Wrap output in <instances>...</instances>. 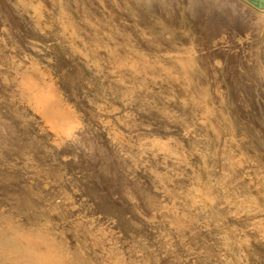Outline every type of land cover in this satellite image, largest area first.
Wrapping results in <instances>:
<instances>
[{
    "label": "rangeland",
    "instance_id": "1",
    "mask_svg": "<svg viewBox=\"0 0 264 264\" xmlns=\"http://www.w3.org/2000/svg\"><path fill=\"white\" fill-rule=\"evenodd\" d=\"M47 1L44 0V3L50 7L51 2ZM82 1L71 0V3L81 6ZM105 1L109 6L112 4L111 0ZM116 1L121 5L123 3V6L126 2ZM137 1L140 3L139 14L144 16L142 20L146 16L148 26L154 32L153 41H157L151 51L158 54L169 47H165L168 44L162 39L160 24L168 16L177 14L181 0ZM12 2L13 0H0V27L3 29L1 31L0 28V166H3L0 167V219L11 218L10 221L17 220L15 223L20 222L24 228L28 223L27 228L40 229L48 240L50 237L51 243L59 252L65 249L61 253L69 260V264H264V240L258 233V228L264 224V219L261 218V215L264 216V195L261 193L264 184V17L261 12L264 0H186L185 6L196 28V58L200 66L206 64V74L208 73L206 83L210 91L207 92L211 95L206 96V104H210L209 96L217 97L215 94H219L220 101L216 99L215 102H219V109L228 113L231 126L227 128L221 125L219 133L209 132L212 139L198 142L194 146L193 139L185 129L186 123L190 122L188 118L190 119L193 105L191 102L187 105L177 102L178 99H191L190 92L164 74L154 73L151 89L158 92L151 91L152 95L154 93L153 108L142 114V111L133 107L134 130L129 133L122 128L125 135H131V144H123V147L113 143L107 132L96 122L94 107L88 102V98H95L99 94L98 86L96 82L90 81L91 76L84 68L79 70L76 67L79 62L75 56L63 48L56 24H53L50 31L38 32L28 24L26 14L18 18V14L12 9ZM257 8L259 12L256 11ZM117 11L121 15L129 13L122 9ZM257 28L260 30L257 31ZM38 42H42L43 46ZM4 45L10 48L5 49ZM30 61L40 63V68L45 65L42 69L48 71L65 97L83 113L88 126L74 138L54 142L53 132L42 127L38 116L32 114L24 102L12 96V84L1 79L2 73L12 76V69L16 64L24 68ZM168 84L175 87V101L168 99V92L165 91ZM165 86L166 89H163ZM187 91L189 93H185ZM157 96L161 99L156 98ZM155 100L158 104H155ZM194 106L199 114L202 107ZM14 109L20 114L25 113L27 117L36 118L23 126L21 120L14 115ZM171 110L175 112L173 117ZM196 129L203 135L200 125ZM230 135L231 141L228 139ZM186 142L188 143L185 144ZM182 151L188 155L183 160L180 157ZM238 155L242 157L238 158ZM9 163L13 165L10 166ZM189 184L201 188L199 192L190 188V194L196 195L193 206L187 204L184 196V190ZM254 195L258 205H243V209L240 206L239 210L244 211H239L238 215L235 212L236 204L241 199ZM192 214L196 217H192ZM181 217L185 219L184 222ZM259 221L261 226L251 225L252 222ZM245 234L252 245L247 260L246 257L238 255L237 247L240 239L242 246L248 243L245 241Z\"/></svg>",
    "mask_w": 264,
    "mask_h": 264
},
{
    "label": "bare ground",
    "instance_id": "2",
    "mask_svg": "<svg viewBox=\"0 0 264 264\" xmlns=\"http://www.w3.org/2000/svg\"><path fill=\"white\" fill-rule=\"evenodd\" d=\"M48 1L51 2L50 7H47L45 5L44 0H13L12 9L18 14V18H19L20 15L26 14V16H28V20H29L28 24L33 29L36 28L37 31L38 30H40V31H46V30L48 31L49 30L50 31V28L52 26H54L53 24H56L57 33L60 36L59 37L60 38L59 41L61 42V45L64 46L63 48H65L68 52H70V55H72V56L74 55L75 56L76 60L79 62V64L76 63V67L79 70H83V68H84L91 76L92 80H90V81L96 82V84L98 86V90H99L98 93L99 94L95 98H92V99L88 98L89 99L88 102L91 103V105L94 107V113L93 114H95L96 122L98 123V125H101L103 130H105L107 132V135L110 137V139L112 140L113 143H115L119 147H123V144H126L128 146L131 144V141H130V138H129V137H131V135L130 134L129 135H125L123 129H127L129 133L130 132L132 133V131L134 130L133 126H134V112L135 111H134L133 107L135 109H138V110L142 111L143 112L142 114H144V113H148L150 111L152 105L154 104V100H153V97H152L154 95V93L152 95V92H151V91L154 90V89L153 90L151 89L152 88V75L154 77V73H157L159 75L164 74L172 82L175 81L176 83H179L181 85V87H183L185 90H188L190 92L189 93L187 91L185 93H189V95L191 94L190 95L191 99H189V100H187V99H180L179 100L178 99L177 100L176 97H175V94H174V90H173V88L175 89V87L172 88V86L168 84L169 85L168 89L165 90V91L168 92L167 94H168V99L169 100L175 99L181 105H187V104H190V102H191V104L193 105V107H191L192 108V110H191L192 113H191L190 116L188 115L190 117V119L188 118V120L190 122L186 123L185 129H186L187 134H189L191 136V139H193V145L194 146L198 142L208 141L209 139H212L209 132L212 131V132H215L216 134L219 133L221 125L222 126H226L227 128L229 126H231L230 119L228 118L229 117L228 113L226 111H224L223 109H219V107L217 106L219 104V102H218V104L215 102L216 99L218 101H220L219 100V97H220L219 94H217V93L215 94V95H217V97L209 96L208 98L211 100L210 101L208 99L210 101V104L208 103L209 101L207 102L208 104H206V101H205L206 96H208L210 94V93L208 94V92H207V90L208 91H210V90L208 89L209 86L206 83V80L208 79V77L206 75L208 73L206 74V67H205L206 64L203 65V66H200L199 62L197 61V58H196V52H197V47H198L197 46L198 45L197 41L195 39L196 28H195L193 22L191 21V19L189 17L190 13L188 12L187 7L185 6L186 5V0H181V2H180L181 4H180V7L178 8L177 14H175L174 16H168L167 19L163 23L160 24V27H162V29H160V30L163 31V33L161 32L162 33L161 35H163V37L162 36L161 37H162L163 41L168 44V45H165V44H163V45H165V47L166 46H169V47L163 49L158 54H153V52L151 51V48H152V46L154 45V42H155V40L153 41L154 34L152 35V33H154V32H151V29H150L151 27L148 26V22L146 20V16H145V19L143 18L145 21L142 20V17H144V16L141 17L142 14H139L138 10H140L139 9L140 8V3L137 0H126L124 6H123V3L121 5L116 0H111L112 4L110 6L107 5L105 0H93V1L92 0H83L82 4L80 3L81 6L79 5L80 7L78 5H75V4L71 3V0H48ZM120 3H121V1H120ZM145 4H147V3H145ZM256 5H258V4H256ZM263 5H264V3L262 4V6ZM143 6H144V4H143ZM255 8L253 7V9H255ZM118 9H122L124 11L126 10L129 13L126 14V15H121L119 13V11H117ZM258 9L259 8H257V10H256L257 12H259ZM9 10H10V8H9ZM144 10H146V9H144ZM151 11H153V10H151ZM151 11H150V13H151ZM256 11L254 10V12H256ZM155 12L156 11H154V13ZM261 12L263 13V17H264V8L262 9ZM148 16H149V14H148ZM157 16H154V17L157 18ZM150 17H153V16L150 15ZM159 18H160V16H159ZM147 19L150 20L149 18H147ZM197 21H198V19H197ZM261 21H263V20H261ZM153 22L155 24V21H153ZM153 22H151V23H153ZM258 22H259V20H258ZM11 23H12V21H11ZM149 25H151V24H149ZM7 26H9V25H7ZM155 26H156V24H155ZM258 26H260V25L258 24ZM4 27H6V25ZM258 28H257V31L260 30ZM2 30L3 29L1 28V31ZM263 30H261V31H263ZM158 31H159V28H158ZM22 32H24V31H22ZM40 33H42V32H40ZM261 33H263V32H261ZM28 34H29V32H28ZM44 34H45V32H44ZM156 34H155V36H156ZM47 35H45V36H47ZM29 36H30V34H29ZM34 36H37V35H33V37ZM56 36H54V37H56ZM8 37H9V35H8ZM54 37H52V39ZM220 37H222V36H220ZM155 38H157V36ZM224 40H225V38H224ZM257 41H258V39H257ZM28 43H30V42H28ZM31 43H33V42H31ZM38 43H40V42H38ZM35 44H36V42H35ZM4 46L6 47V45H4ZM42 46H43V43H42ZM42 46H41V48H42ZM258 47H257V49H258ZM9 48L6 47L5 49H9ZM34 48H36V47H34ZM16 49H15V51H16ZM18 49H20V48H18ZM31 49H33V48L31 47ZM47 51H46V53H47ZM7 52H8V50H7ZM26 53H27V51H26ZM58 53H61V52H58ZM58 55H60V54H58ZM58 55H56V57ZM47 57H48V55H47ZM257 58H255V59H257ZM14 59H16V56L14 57ZM36 62L35 61H30L26 66L24 65L25 66L24 68L23 67L21 68L18 64H16L14 69H12L13 70L12 71L13 73L11 74L12 76H10V75H8L6 73H2L1 74V79L4 82L12 84V90H11L12 96L16 97L21 102H24V104H26V106L31 109L32 114H34L35 116L36 115L38 116V119H40L41 123L43 124L42 127H44V129L46 128L49 131L53 132V134L55 136L54 142H58L59 140H63L65 138H74L76 135H78V133L80 131H82L85 127L88 126V124H87L88 122L87 123L85 122L83 113L80 112V110L75 106V104L72 103L71 101H69L67 97H65L64 93L62 92V90L58 87L57 81L54 80V78L48 73V71H45L46 69L43 70L44 69L43 67L45 65L42 67L43 68L42 69V68L39 67L40 63L37 64ZM218 63H219V61H218ZM211 64H212V62H211ZM7 68H8V66H7ZM209 69H211V68H209ZM7 71H9V70H7ZM75 73L77 74V72H75ZM51 74H52V72H51ZM82 77L83 76L81 75V78ZM206 77H207V79H206ZM90 85H93V84H90ZM181 87H180V89H181ZM153 88H154V84H153ZM163 89H166V86ZM180 89H177L178 92H180L179 91ZM155 92L157 93L158 91H155ZM68 93H70V92H68ZM85 93H87V92H85ZM91 95H89V96H91ZM156 95L157 94H155V96ZM187 95L185 94V96H187ZM77 96H79V95H77ZM158 96H159V94H158ZM158 96L156 98H160ZM179 96H180V94H179ZM161 97H163V96H161ZM181 98H183V97H181ZM98 99H100V100H98ZM166 99H167V97H166ZM163 100H165V99H163ZM175 100H173V101H175ZM157 102L155 100V104ZM162 102H160V103H162ZM21 104H19V105H21ZM84 104H85V102H84ZM165 104H168V103H165ZM194 105H198V106L202 107V110H200L199 114H198L199 111L196 112V108L197 107H195ZM156 107H157V105H156ZM17 109H14V110H16L14 115H16L21 120V124L23 126H26L29 122H31L34 118L37 117V116L36 117L32 116L33 118H31L30 116L27 117L28 115L26 116L25 113L24 114L18 113ZM20 109H22V108H20ZM23 109H24V112H25V108L24 107H23ZM169 109L170 108H168V110ZM27 111H29V110H27ZM29 112H27V113H29ZM170 112H172L171 113V117H173L172 114H173L174 111L171 110ZM181 115H182V113H181ZM157 116L162 117L161 115H157ZM178 116H180V115H178ZM212 116H213V118L215 116V118L213 119ZM169 117H170V115H169ZM174 118H175V116H174ZM148 119L150 120V118H148ZM160 119H162V118H160ZM153 120H154V118H153ZM162 120H164V119H162ZM89 121H90V119H89ZM180 121H182V118H181ZM173 123H174V121H173ZM196 124L200 125V127L203 129V131H204L203 135H201L200 133L197 132L196 126H198V125H196ZM176 125L174 127H176ZM165 128H167V127H165ZM45 132H46V130H45ZM228 132L230 134V131H228ZM228 132H226V133H228ZM177 134H179V133L177 132ZM229 134H227V135H229ZM227 135H226V137H227ZM154 137H156V136L154 135ZM161 137H162V135H161ZM177 137L179 138L181 136H177ZM187 137H189V136H187ZM164 139H165V137H164ZM172 139L174 140L173 137H172ZM228 139H229V141L232 140L231 135H230V137ZM43 140H44V138H43ZM166 140H167V138H166ZM222 140H224V139H222ZM179 141L180 140L178 139V142ZM224 142H225V140H224ZM48 143L52 144L51 142H48ZM187 143L188 142H186L185 144H187ZM15 144H16V142H15ZM179 144H180V142H179ZM46 146H47V144H46ZM228 146H229V144H228ZM42 147H44V146H42ZM166 147H168V146H166ZM217 149H218V147H217ZM232 151H233V149L231 148V152ZM209 152H211V150ZM145 153H147V152L145 151ZM43 155H45V154H43ZM165 155H167V154H165ZM186 155H187L186 152L182 151L180 153L181 159L182 160L185 159L188 156V155L187 156ZM241 155H238V158L242 157ZM45 158H46V156H45ZM24 160H25V158H24ZM62 161H63V159H62ZM235 161H237V160H235ZM223 162H226V160L223 161ZM241 162L242 161H240V163ZM129 163H130V161H129ZM9 164L11 166L12 163H9ZM237 164H239V162ZM60 166H62V165H60ZM0 167H3V166H0ZM255 172H256V170H255ZM12 173H13V171H12ZM22 173H24V172H22ZM22 176H23V174H22ZM27 176H28V174H27ZM66 176H68V175H66ZM249 177H248V180L250 181L251 179H249ZM20 179H22V178H20ZM65 179H66V177H65ZM44 180H46V178ZM18 182H19V180H18ZM30 182L28 180V183H30ZM50 182H51V180H50ZM262 182H261V184H262ZM54 183H55V181H54ZM48 184H50V183H48ZM259 184H257V186H259ZM54 185L57 186V184H54ZM76 185H77V183H76ZM255 185H256V183H255ZM187 187L188 188L187 189L185 188L186 190H184V196L186 198L187 204L190 205V206H193V205H195L196 195L190 194V188H194L197 192L201 191V188L198 187V186H194L193 184L192 185L189 184V186H187ZM21 189H23V188L21 187ZM257 189H258V187H257ZM262 189L263 190H262L261 193H263V195H264V184L262 185ZM261 193L259 195H261ZM255 196L256 195L253 196L254 198L252 196H248L246 199L243 198V199L240 200V203L238 201H236L238 203L237 204L235 203L236 204L235 212L238 215H240L239 211H244V210H239L240 206H242V209H243L244 208L243 205L245 207H250V205L252 203H254V204L256 203L257 204V202L255 201L256 200ZM204 197L206 198V196H204ZM263 198H264V196H263ZM197 199H199V198H197ZM59 201H61V200H59ZM58 204L59 203H57V205ZM183 204H185V202ZM233 204H234V202H233ZM262 206L264 207V202H263ZM172 209H174V208H172ZM180 212H179V214H180ZM182 213H184V212L182 211ZM193 215L194 214H192V217H196V215L195 216H193ZM244 215L247 216V213H245ZM5 216H7V215H5ZM248 216H250L249 212H248ZM183 217L185 218L186 216H183ZM183 217H181V219ZM192 217H190V220H191ZM259 217H260V215H259ZM175 218H177V217H175ZM261 218L264 219V216L261 215ZM9 219L11 220V218H9ZM9 219L8 220L7 219H0V264H67L68 263L69 260L67 261L66 260V256L61 253L65 249L62 250L61 252H59V250H57L54 247L53 243H51L50 237H49V240H48L47 239L48 237H46L44 235L45 233L39 231L40 229L37 230V229H33L32 227L31 228L30 227L27 228L28 227V223H27V226L25 224L26 228H24L23 226H21L23 224H21L20 222L19 223H15L17 220L15 222H13V221H10ZM16 219H18V218H16ZM184 220L185 219H182L181 221L184 222ZM259 223H260V221L259 222H254V223L252 222L251 225L253 226V225L257 224L258 227L262 225L261 227L258 228V233H259L261 239L264 240V224L260 225ZM37 228H39V227H37ZM46 232H48V231H46ZM245 236H246V234H245ZM226 237H228V236H226ZM53 238H55V237H53ZM56 239H57V237H56ZM245 241L248 242V243H246V246H242L240 244V242H242V239L238 240L237 241V243H238L237 247H238V255L246 257L245 260H247L248 259V253L250 252L249 250L252 248V245L250 243V239L248 238V236L245 237ZM60 244H61V242H60ZM59 249H61V248H59ZM192 251H193V249H192ZM201 251H202V249H201ZM151 252H153V251H151ZM140 254H142V252ZM72 255H73V253H72ZM145 256H147V255L145 254ZM114 259H116V258H114ZM230 262H231V260H230ZM123 263H125V262H123ZM137 263L140 264V262H137ZM92 264H94V263H92ZM104 264H105V262H104ZM107 264H109V263H107ZM231 264H236V263L232 262Z\"/></svg>",
    "mask_w": 264,
    "mask_h": 264
}]
</instances>
